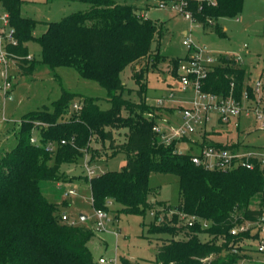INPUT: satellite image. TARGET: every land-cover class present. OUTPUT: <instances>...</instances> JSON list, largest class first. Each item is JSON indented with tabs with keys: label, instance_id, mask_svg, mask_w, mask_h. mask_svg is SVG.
<instances>
[{
	"label": "trees",
	"instance_id": "trees-1",
	"mask_svg": "<svg viewBox=\"0 0 264 264\" xmlns=\"http://www.w3.org/2000/svg\"><path fill=\"white\" fill-rule=\"evenodd\" d=\"M23 1L0 0L18 42L8 45V51L26 57L28 43L37 42L41 47V60L25 61L19 64V71L31 75L37 62L52 69L74 68L82 78L107 90L111 108L101 109L99 98L63 90L52 110L45 108L22 117L17 144L0 152V264H96L88 245L96 236L95 229L63 221L58 204L50 202L43 189L44 183L68 182L61 172L63 164L77 163L85 155L94 161L98 155L91 147L93 141L108 142L113 156H126L123 170L85 176L93 208L107 213L110 204H117V212L137 216L150 211L153 220L143 223L147 232L171 236L161 238L155 264H258L256 256L241 247L232 252L230 243L258 239L250 231L234 236L231 230L261 218L264 169L206 170L192 162L190 153L177 152L188 139L167 145L153 130L160 124L157 111L162 107H150L144 98L149 73L158 71L159 63L168 59L159 50L164 23L150 19L138 6L115 0H79L88 7L57 22H41L21 15ZM243 4L244 0H189L188 11L193 22L219 29L218 20L239 16ZM40 23L47 28L35 37ZM180 60L169 62L175 77ZM219 61L202 90L241 100L249 89V71L234 57L222 56ZM127 68L138 86L139 102L123 96L127 87L122 74ZM76 100L80 110L73 109ZM114 128L128 130L124 142H116ZM213 128L203 133L202 145L231 151L251 148L240 141L221 142L213 137ZM36 131L39 138L32 143ZM50 144L55 145L52 151L47 149ZM154 173L178 176L180 200L176 208L151 199L157 192L149 185ZM181 214L198 220L189 225ZM201 234L211 239L204 241ZM121 264L132 263L123 260Z\"/></svg>",
	"mask_w": 264,
	"mask_h": 264
},
{
	"label": "rangeland",
	"instance_id": "rangeland-1",
	"mask_svg": "<svg viewBox=\"0 0 264 264\" xmlns=\"http://www.w3.org/2000/svg\"><path fill=\"white\" fill-rule=\"evenodd\" d=\"M115 1L119 4L138 6L150 19L164 23L165 33L161 38L159 50L168 59L159 63L158 71L149 73L148 90L144 99L150 107H162V110L157 111L161 119L159 125L166 129L167 134H171L168 132L170 126L181 123L180 110L186 104L179 100L188 98L190 94L176 93L174 100L164 103L163 106L157 105L156 99L166 97L169 93L168 88L177 86V77L171 73L169 62L172 58H180L187 54L188 49L183 44V40L187 37H190L194 44L207 47L208 52L217 60L222 56L238 59L249 71L252 82L262 75L264 78V0H244L241 14L233 18L219 19V29L215 25L197 24L189 17L160 8L157 0ZM87 7V4L79 0H24L21 15L41 22H57ZM4 14L5 11L0 4V17ZM43 25L44 23H40L36 26L35 37L42 35L45 30ZM27 47L29 53L26 57L15 55L17 63L10 69L13 89L9 96L5 97L0 93V152L11 150L17 144L18 124L24 115L45 108L52 110L53 102L60 98L63 90L99 98L101 109L111 108L107 90L96 81L82 78L74 68L52 69L46 64L37 62L33 74H22L18 69L19 64L33 59L41 60V47L37 42H30ZM122 80L127 87L123 96L130 101L139 102L135 91L138 86L131 77L130 68L124 71ZM122 113L123 116L127 115L125 111ZM213 126L216 132L213 137L223 143L229 139L233 142L240 141L246 146L264 147V129L259 128L252 117L242 116L239 128L232 125ZM127 132V129H112L117 143L125 141ZM33 135L38 140V132H34ZM192 138L199 139L196 134ZM53 146L55 149V145ZM91 147L95 155H98L97 158L92 161L91 155H85L86 159L81 158L77 163L63 164L61 172L68 182L44 183L46 198L50 202L57 203L60 214H66L70 220L75 221V225L82 224L95 229L96 236L88 244L95 260L101 256L108 258L115 256L120 264L123 260H128L132 264H155V255L158 245L162 242L161 238H171V236L151 235L147 232L143 223L148 224L153 220L150 211L144 216L130 215L117 212L120 206L110 204L104 229L96 230V210L92 205L90 185L85 180L87 172L85 163L88 162V166L94 168L96 175H99L107 171L125 169L126 156L123 153L113 156V151L108 150V142L93 141ZM181 147L186 151L187 147L184 144ZM149 185L157 191L151 196L153 202L163 201L173 208L178 206L180 200L178 176L154 173L150 177ZM70 190L75 194H66ZM81 215L87 218L83 220ZM200 238L204 241L211 239L207 234H201Z\"/></svg>",
	"mask_w": 264,
	"mask_h": 264
},
{
	"label": "built area",
	"instance_id": "built-area-1",
	"mask_svg": "<svg viewBox=\"0 0 264 264\" xmlns=\"http://www.w3.org/2000/svg\"><path fill=\"white\" fill-rule=\"evenodd\" d=\"M158 7L169 9L177 14L190 18L188 11L189 0H161ZM0 93L8 97L13 89L12 77L10 69L17 63L14 54L8 51L7 46H16L18 44L14 37L13 29L9 25L8 15L5 13L0 17ZM9 28V30L7 29ZM183 44L188 51L185 57L179 62L177 69V86L168 90V95L163 98H157L156 103L163 106L164 103L173 101L176 93L187 94L190 96L184 100L185 103L180 110L182 121L177 126H170L167 134L159 124L153 130L161 135L164 144H171L174 141L188 139L185 142L184 149L178 146L177 152L180 154L190 153L192 162L196 166L203 167L206 170H223L231 171L238 167H245L249 170L255 169L256 166L264 169V147H251L247 150L239 147L236 150L218 149L213 146L202 145V135L213 125H232L239 128L242 116L252 117L259 128L264 129V78L261 76L255 82L251 80L247 83L249 89H245L241 100L236 99L232 95L228 97L219 96L212 93H206L202 90L203 83L213 68L220 64V61L213 57L205 47H200L192 41L190 37L183 40ZM234 84H232V87ZM74 110H80L81 105L78 102L73 104ZM198 135L199 139L194 140L193 135ZM32 143H37V139L33 136ZM62 144L65 141L61 142ZM48 150H54L53 144L47 147ZM196 149V151H195ZM86 159V157H85ZM86 162V160H85ZM86 176L93 177L96 175L94 168L85 163ZM68 195L75 192L70 190ZM182 219H187L189 225L198 220L197 217H188L181 214ZM62 220L71 225H75V221L70 220L66 214H62ZM107 213L102 210L96 211V230L101 231L105 227ZM258 235V239H245L239 244L230 243L232 252L237 253L241 247L245 252L254 256V261L258 264H264V211L261 218L257 222H245L244 224L233 228L231 234L236 236L242 232ZM257 243V246H255ZM96 264H120L117 257L101 256L96 260Z\"/></svg>",
	"mask_w": 264,
	"mask_h": 264
},
{
	"label": "crops",
	"instance_id": "crops-1",
	"mask_svg": "<svg viewBox=\"0 0 264 264\" xmlns=\"http://www.w3.org/2000/svg\"><path fill=\"white\" fill-rule=\"evenodd\" d=\"M146 16H147V14H146ZM43 26H44L43 28L46 30L47 26H46L45 24H44ZM45 30H44V31H45ZM185 33H186V32H185ZM205 48H207V47H205ZM185 56H186V55H184L183 57H185ZM183 57H180V58L182 59ZM262 76H263V75H262ZM171 88H175V87L172 86ZM168 89H170V88H168ZM182 99H183V98H182ZM184 99H185V98H184Z\"/></svg>",
	"mask_w": 264,
	"mask_h": 264
},
{
	"label": "water",
	"instance_id": "water-1",
	"mask_svg": "<svg viewBox=\"0 0 264 264\" xmlns=\"http://www.w3.org/2000/svg\"><path fill=\"white\" fill-rule=\"evenodd\" d=\"M81 218H82L83 220H85L87 217L84 216V215H81Z\"/></svg>",
	"mask_w": 264,
	"mask_h": 264
}]
</instances>
